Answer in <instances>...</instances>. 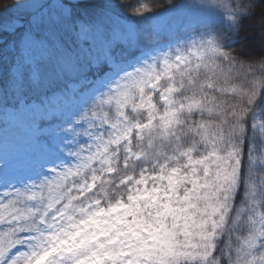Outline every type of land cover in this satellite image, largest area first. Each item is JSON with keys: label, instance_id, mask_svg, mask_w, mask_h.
Masks as SVG:
<instances>
[{"label": "snow or ice", "instance_id": "1", "mask_svg": "<svg viewBox=\"0 0 264 264\" xmlns=\"http://www.w3.org/2000/svg\"><path fill=\"white\" fill-rule=\"evenodd\" d=\"M186 6L211 15L162 43L171 0H106L121 26L108 36L87 0H60L69 39L104 46L82 57L58 45L52 75L78 83L52 119L25 100L49 83L31 54L47 41L20 33L27 83L19 63L11 74L28 163L0 150V264H264V0ZM254 19L259 55L238 41Z\"/></svg>", "mask_w": 264, "mask_h": 264}, {"label": "rangeland", "instance_id": "2", "mask_svg": "<svg viewBox=\"0 0 264 264\" xmlns=\"http://www.w3.org/2000/svg\"><path fill=\"white\" fill-rule=\"evenodd\" d=\"M70 1H74V0H70ZM21 2L29 5H34V7L15 8L12 11V16L10 20L7 22V27L10 31H12V33L13 32L16 33L17 36L20 35L21 30L24 31L30 26L36 30L40 21L44 18L48 22L52 18L54 19V21L60 19L58 16V9L56 7L58 2H60V0H21ZM95 2L96 4L93 7L97 11L96 12L97 15L101 16L104 22L108 18L111 20L108 22V24L105 27V35L108 36L110 35L113 29H119L121 26L116 23L115 19H113L110 13H105L103 11L101 6L105 4L106 0H95ZM158 2L161 5H167L169 3V0H158ZM171 3L178 5V7L175 9L171 17H169L167 20V30H166L167 35L164 38V40H162V43H166L168 39H173L176 36L183 35L184 32L181 29H183L188 24H191L192 26H196L199 21H202L211 15V13L206 9L186 6V5L196 4L197 0H171ZM99 9L101 10L98 11ZM158 10H162V8H159ZM33 16L38 17V22L35 25L30 24V21L32 20ZM23 19H25L26 21H23ZM151 23L152 22H144L142 24V28L145 32L151 28ZM248 23H250L248 24V30L246 31L245 36H241L239 42H243L245 37H248L249 40L256 45L255 54L259 55L260 53L259 24L260 23L258 22V19H255L254 21H249ZM92 41L93 38L88 37V42L90 43ZM0 43H3L1 39H0ZM91 46L93 45H89L87 47L89 51ZM237 46H239V43ZM20 50L24 57V47L22 45H20ZM9 51L12 53L17 52L14 43H11L9 46H7V48H5V52H9ZM81 51L84 52L82 49ZM35 52H39V51H34L31 54L33 55ZM39 53H41L42 55H46V50ZM50 64H54L56 66L57 62H52ZM47 68L54 70L53 66L50 65H48ZM52 73L49 74V76H51ZM77 83H78L77 76L73 72V74L70 77V80H68L65 83V86H68L67 89L65 86H63L59 91H57L54 94H51L48 97H45L41 101L44 102L50 109V114L47 117L48 119H52L53 116H57L59 114V109L63 104L64 95L66 94L67 91H70L71 85ZM41 102H36V103L39 104ZM17 105L18 106L16 108L7 106L5 108L4 113L0 115V150H3L6 144L10 157L13 158L14 163H19L22 166H26L28 161L24 159L23 153L21 151V149L25 147L26 136H25V130L21 127L20 124V119L22 117V113L19 111L20 103Z\"/></svg>", "mask_w": 264, "mask_h": 264}, {"label": "trees", "instance_id": "3", "mask_svg": "<svg viewBox=\"0 0 264 264\" xmlns=\"http://www.w3.org/2000/svg\"><path fill=\"white\" fill-rule=\"evenodd\" d=\"M73 2L74 1H70V0L68 1V3L70 4ZM12 3L13 0H7L4 3L3 2L0 3V39L3 41V43H0V53L4 47H6L12 41H15L16 38H18L16 33L14 32L12 33V31H10L7 27V22L10 20L12 16V11L15 9V7H9V8L3 7L4 4L11 5ZM87 3L90 5L91 8L96 4L95 0H87ZM100 10L101 9H99L98 11ZM254 20L244 21V28L240 36L238 37V41L241 38V36H245V33L248 30V24H250L248 22ZM23 21L26 20L23 19ZM258 22L260 23L259 20ZM35 31L40 32L41 35H43L47 41V50H46L47 55L43 56L38 52L34 55L36 62L47 74H50L52 71L50 68H47L48 65L54 67L55 63L54 64H50V63H52L53 60H57L59 56L58 45L60 43L71 45L73 48L76 49L78 54L81 55L82 57H88V53H91L87 49L90 43H83L82 41H77L76 43H73L72 40L69 39L68 28L64 23V21L61 19L54 21V19L52 18L48 22L44 18L40 21ZM20 32H22V30ZM97 42L99 41L97 40L96 43ZM81 49L84 52H82ZM18 63L21 66V72L25 78V82L27 83L29 76V67L24 63V59L22 58L21 55ZM18 63H16L15 56L12 53L6 54V61H3L0 56V114H2L5 111L7 105L15 106L18 104V102H20V96L13 87L12 74H11L12 67L14 65H17ZM49 77H51V79H49V82L52 85L48 86L46 83L44 87L39 89L26 88L25 99L27 101H31V100L41 101L42 98H44L50 93V91L51 92L57 91L60 88L61 83L63 84L64 82V81L63 82L60 81L58 83L57 79H52V76ZM5 89L7 90L6 93H5Z\"/></svg>", "mask_w": 264, "mask_h": 264}, {"label": "bare ground", "instance_id": "4", "mask_svg": "<svg viewBox=\"0 0 264 264\" xmlns=\"http://www.w3.org/2000/svg\"><path fill=\"white\" fill-rule=\"evenodd\" d=\"M7 0H2V2L4 3V2H6Z\"/></svg>", "mask_w": 264, "mask_h": 264}]
</instances>
